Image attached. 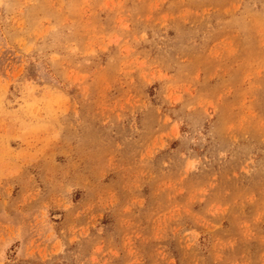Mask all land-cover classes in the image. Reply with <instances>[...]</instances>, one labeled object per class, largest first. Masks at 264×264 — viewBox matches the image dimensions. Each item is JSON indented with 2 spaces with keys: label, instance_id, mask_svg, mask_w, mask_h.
<instances>
[{
  "label": "rangeland",
  "instance_id": "374dc122",
  "mask_svg": "<svg viewBox=\"0 0 264 264\" xmlns=\"http://www.w3.org/2000/svg\"><path fill=\"white\" fill-rule=\"evenodd\" d=\"M0 264H264V0H0Z\"/></svg>",
  "mask_w": 264,
  "mask_h": 264
}]
</instances>
